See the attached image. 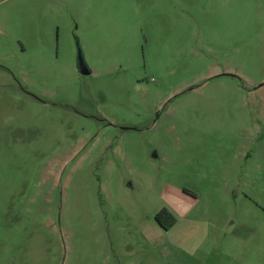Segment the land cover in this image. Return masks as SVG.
I'll return each mask as SVG.
<instances>
[{
    "label": "rangeland",
    "instance_id": "374dc122",
    "mask_svg": "<svg viewBox=\"0 0 264 264\" xmlns=\"http://www.w3.org/2000/svg\"><path fill=\"white\" fill-rule=\"evenodd\" d=\"M213 252L264 264V0H0V264Z\"/></svg>",
    "mask_w": 264,
    "mask_h": 264
},
{
    "label": "trees",
    "instance_id": "16d2710c",
    "mask_svg": "<svg viewBox=\"0 0 264 264\" xmlns=\"http://www.w3.org/2000/svg\"><path fill=\"white\" fill-rule=\"evenodd\" d=\"M187 193L192 194L190 191L185 190ZM156 221L160 227L165 230H171L177 223L175 215L167 208H163L156 216Z\"/></svg>",
    "mask_w": 264,
    "mask_h": 264
},
{
    "label": "crops",
    "instance_id": "0c3cea01",
    "mask_svg": "<svg viewBox=\"0 0 264 264\" xmlns=\"http://www.w3.org/2000/svg\"><path fill=\"white\" fill-rule=\"evenodd\" d=\"M227 240L229 241L228 243H227ZM230 240H231L230 238L225 237L224 243L229 244L231 242ZM225 254H226V256H228L230 254V252L225 250ZM208 256H209V259H206L207 257H200V258L198 257V258H196V260L198 262H200L201 264H207L208 260L212 261L213 257H215V258L219 257L217 253L215 254V252H213V256H211L210 254ZM232 260H234V258H232ZM215 261H217V260L215 259ZM235 261L239 262L240 264H246L247 263L246 255L245 254H243V255L239 254V255L235 256ZM218 262H220V260Z\"/></svg>",
    "mask_w": 264,
    "mask_h": 264
},
{
    "label": "water",
    "instance_id": "95a60500",
    "mask_svg": "<svg viewBox=\"0 0 264 264\" xmlns=\"http://www.w3.org/2000/svg\"><path fill=\"white\" fill-rule=\"evenodd\" d=\"M78 66H79V71L82 75H89L91 72L89 70V67L86 65V63L84 62V59L81 55V52L79 54V62H78Z\"/></svg>",
    "mask_w": 264,
    "mask_h": 264
}]
</instances>
